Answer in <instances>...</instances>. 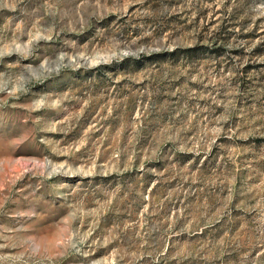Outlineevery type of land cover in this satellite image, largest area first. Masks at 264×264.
I'll return each mask as SVG.
<instances>
[{
  "label": "rangeland",
  "instance_id": "374dc122",
  "mask_svg": "<svg viewBox=\"0 0 264 264\" xmlns=\"http://www.w3.org/2000/svg\"><path fill=\"white\" fill-rule=\"evenodd\" d=\"M0 264H264V0H0Z\"/></svg>",
  "mask_w": 264,
  "mask_h": 264
}]
</instances>
